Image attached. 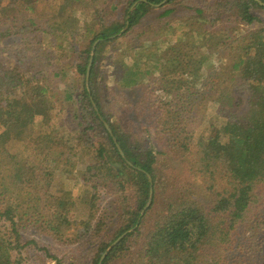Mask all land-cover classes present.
<instances>
[{"label":"trees","instance_id":"1","mask_svg":"<svg viewBox=\"0 0 264 264\" xmlns=\"http://www.w3.org/2000/svg\"><path fill=\"white\" fill-rule=\"evenodd\" d=\"M181 1L0 0V222L5 223L0 226V264L18 263V250L29 244L22 240L24 221L45 224L55 236L70 238L65 234L73 223L64 215L71 203L53 195L52 182L56 175L60 183L67 179L84 163L82 154L92 150L95 165L87 164L81 175L83 183L88 180L84 174L95 171L91 175L94 177L102 171L105 184L110 181L123 194L115 231L110 239L96 246L89 264H99L105 253L101 264H122L121 259L132 255L131 242L141 235L143 211L151 185L154 192L157 183L156 155L103 111L97 64L108 55L109 46L134 34L137 28L151 32L152 25L142 26L149 14L161 11L168 16L172 12L169 7ZM52 2L58 4V13L53 14L62 20L54 24L38 22L35 16L43 7L53 8ZM212 2L215 17L205 20L204 10L197 9L185 23L167 22L143 43L129 42L128 61L108 57L121 88L136 87L157 72L172 95L202 84L199 64L205 65L207 57H193L200 46L210 42L215 43L213 49L227 46L230 56V63L217 74L218 83L211 88L215 94L209 95L205 91L211 92L209 85L204 83L201 97H212L211 102L219 109L205 122L206 132L221 118L225 123L195 147L190 146L191 138L185 137L189 126L186 122L201 113L199 98L196 103L180 105V111L179 104H159L163 111L161 130L193 159L196 171L205 178L207 191L221 187L219 199L212 202L209 210L195 201L181 199L182 207L159 221L145 238L141 252L135 253L141 259L132 257L129 264H247L246 254L264 255V27L249 33L233 29L231 35L227 28L213 29L216 23L224 24L231 17L247 25L257 23L260 15L264 16V6L256 0ZM121 5L122 14L118 13ZM79 11L90 20H84L83 27ZM164 28L171 40L161 48L162 40L153 43L149 38ZM75 40L86 45L81 50L65 47ZM169 46L172 56L161 65V56ZM63 51L78 55L72 78L75 84L61 92L63 100L56 98L70 105L76 125L72 131L49 125L55 109L56 80L63 84L69 78L55 61V55ZM128 189H132L133 203L124 194ZM95 201L96 194L92 195V203ZM151 204L145 213L153 207V201ZM258 205L263 216H253L258 218L257 227L251 229H255L253 235L246 237L253 221L247 215ZM107 212L97 211L82 220L81 232L100 236L108 226ZM131 229L134 230L129 232ZM78 232L79 229L75 234ZM124 233V238L112 247ZM52 259L55 264H65L56 257Z\"/></svg>","mask_w":264,"mask_h":264},{"label":"rangeland","instance_id":"2","mask_svg":"<svg viewBox=\"0 0 264 264\" xmlns=\"http://www.w3.org/2000/svg\"><path fill=\"white\" fill-rule=\"evenodd\" d=\"M123 1L124 0H117V2ZM212 3H214L212 0H182L175 6L172 5L169 7L172 12L168 16L162 15L161 13L163 12L161 11H153L147 16L142 25H152L154 28L151 32L147 29H133L132 31H136L134 34L122 38L113 46H109L106 50L108 55L103 57V60L97 64V74L104 81L103 83L101 79H98V82L101 83L103 88L102 92H100V94H102L101 102L105 104L103 111L106 115L111 116L115 124L119 123L124 130L130 132L135 141L141 143L145 148L152 150L156 155L155 169L158 178L152 200L143 211V216L141 218L143 224L139 226L141 235L131 242L133 246L131 250L132 255H128L126 260L121 259L120 261L122 264H129L132 257L141 259L135 253L141 252L145 238L149 235L150 231L155 228L159 221L164 217L170 216L173 212H176L178 207H182V201L180 202L181 199H184L183 202L195 201L204 206L207 210L213 205L212 202L215 199H219L217 195L221 187L216 186L211 192L207 191L205 189L207 185L205 178L201 176L202 173L196 171L193 159L186 155L183 150L181 151V149L177 147L178 145L176 146L175 143L173 145L166 136V133L161 130L159 119L163 111L160 109L159 104L166 103V101L175 106L179 104L180 111V105H183V103H196L199 98L198 109H202L201 113L196 119L186 122V126L188 124L189 126L187 130L188 134L185 137H190V146L195 147L201 139L207 137L209 133L215 132L216 128H219L225 123V120L221 118L220 121L215 122L214 128L206 132L205 122L210 120L215 113H218L219 109L211 102L213 100L212 97H201L205 89L204 83L209 85L211 92L207 89H205V91L209 93V95L215 94V91H212L211 88L213 84L218 83L217 74L227 66L228 62L230 63V56L227 46L220 49H213L214 42H210L207 46L198 45L200 47L195 51L193 57L196 59H200L203 56L207 57L205 65L203 64L202 66V64H199V66L202 67V74L204 77L202 84H197L196 87L191 85L189 88L183 89L179 93L172 92V95L168 94L171 88L166 87V81L161 78L157 72L153 73L150 77H145L136 87L131 89L121 88L116 81L118 73H115L113 67L110 66L111 60H109L108 57L113 55L114 59L128 61L129 51L127 45L129 42L137 44L143 43L146 38L153 35L154 30L157 31L167 22L181 21L185 23L187 19L196 15L197 9L204 10L205 20L215 17V9L211 8ZM51 4H53V8H49L52 10L43 7L40 10L41 12L35 16L38 22L47 23V21H49V23L54 24L55 21L60 22L62 20L60 15L53 14L58 13L57 2H52ZM123 11L124 6L121 5L118 13L122 14ZM77 16L82 20L80 23L82 27L85 26L84 20L90 21L89 18L83 17L80 11L77 13ZM259 18L261 21L247 25L231 17L224 24L221 22L216 23L213 29L227 28L230 35L234 33V30L238 33H249L264 27V16L260 15ZM166 29L167 28H164L160 34L154 35L153 38H149L151 39L150 42L154 43L155 41L158 42L162 40L163 43L161 42L162 44L160 47L163 48L168 46V41L171 40V37L164 34ZM143 32H145V34ZM139 34L141 37H136V35ZM177 36L179 35L177 34ZM84 45H86V42L83 43L75 40L72 41L70 45L65 44V47L68 49L74 47L75 49L81 50ZM170 47L171 46L163 52L161 56V65H165L164 60L166 63L167 58L172 56ZM77 56V54L72 55V52L69 51H63L55 55V61L59 63L60 68H63L69 78L65 79L63 84V81L59 82L60 79L56 80L55 89L57 93L55 97V109L49 121L51 128L54 127L59 128V130L71 131L75 129L76 125L73 122L69 103L64 101L58 102L56 98L63 100L64 93L61 92L65 91L69 84H75L72 78L75 74V65L78 62ZM145 67L146 66L143 65L142 69ZM165 73L169 76L167 70H165ZM195 99L197 100L195 101ZM74 108L77 110L76 104ZM181 127L182 124L180 123L179 128ZM95 146L98 147V144L95 143ZM80 148L81 146H79V149ZM195 150L197 151V148ZM84 153L86 156L82 154L81 157L84 163L77 167L75 169L76 171L69 173V175L66 176L67 179H64L61 183L58 180V175H56L54 182H52L53 187L51 192L53 195L56 198L60 196L61 199L71 203L64 215L67 221L73 223L71 229L65 234L70 238L64 239L55 236L45 224H28V221H24V226L21 229L23 235L22 240L23 243L28 242L29 244L22 250H18L17 256L15 257L18 260L16 264H55L52 257L62 260L65 264H89L93 253L96 251V246H98L101 241L110 239L111 233L115 231L114 227L117 225L118 212L120 211L119 199L123 193L114 188L110 181L105 184L101 174L102 171L99 175L94 177L91 175L92 173H96L95 171H90V174H84L88 176L87 178L84 176V178L88 180L86 183H83L81 178V175L83 176L82 172L85 170L88 163L90 166L95 165L96 159L93 150ZM86 185H89L90 188L88 189ZM93 186L97 188L94 189ZM94 194L97 195V202L95 201V203H92V195ZM124 194L127 195V197L125 195H123V197H126L131 203L134 202L132 189H128ZM152 201L153 207L150 211L145 213L148 207L152 205ZM97 211L99 213L108 211L106 213L108 222L107 229L103 230L98 237L94 236L95 234L93 235L91 232H88L87 235L86 233L84 234L81 232L83 227L79 223L82 220H86L88 217H92L93 213L95 215ZM250 211L251 212L247 216L253 221L249 224L250 229H248V232L246 231V237L253 235L255 229H251L257 227L256 220L258 218L253 216H263V213H260L262 209L259 208V205L257 209L254 208ZM4 224L5 223L0 222V226ZM252 224L254 226H252ZM77 229H79V232L75 234ZM132 230L134 229L129 230V232ZM108 250L109 248H107V251ZM13 253L15 254V251ZM246 259L247 264L264 263L263 254H257L255 256L246 254Z\"/></svg>","mask_w":264,"mask_h":264},{"label":"water","instance_id":"3","mask_svg":"<svg viewBox=\"0 0 264 264\" xmlns=\"http://www.w3.org/2000/svg\"><path fill=\"white\" fill-rule=\"evenodd\" d=\"M257 2H259L260 5L264 6V3L261 1V0H256ZM92 62H93V57L90 59V63H89V66H88V71H87V81L89 79V75H90V69H91V66H92ZM107 129L111 132L110 128L107 126ZM118 149L120 150V152L122 153V150L121 148L119 147V145L117 146ZM123 154V153H122ZM152 196H153V184L151 185V189H150V197H149V203L151 202L152 200ZM126 235V233H124L120 238H118L113 244H112V247L117 244L121 239L124 238V236ZM106 256V253L103 255L101 261L99 264L102 263V260L104 259V257Z\"/></svg>","mask_w":264,"mask_h":264}]
</instances>
